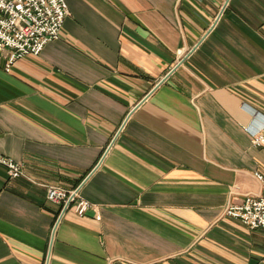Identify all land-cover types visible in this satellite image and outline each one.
Segmentation results:
<instances>
[{"label":"crops","instance_id":"0c3cea01","mask_svg":"<svg viewBox=\"0 0 264 264\" xmlns=\"http://www.w3.org/2000/svg\"><path fill=\"white\" fill-rule=\"evenodd\" d=\"M0 67V264H264V0H65ZM91 203L47 200L48 187ZM99 217V218H97Z\"/></svg>","mask_w":264,"mask_h":264},{"label":"built area","instance_id":"2783aa9c","mask_svg":"<svg viewBox=\"0 0 264 264\" xmlns=\"http://www.w3.org/2000/svg\"><path fill=\"white\" fill-rule=\"evenodd\" d=\"M68 14L65 0H0V67L8 72L17 60L39 55L49 41L59 37ZM251 137L254 146H264V126L253 130ZM0 165L10 178L24 176L19 162L0 155ZM255 175L264 183L261 175ZM46 198L72 204L79 216L91 207L75 190L50 186ZM224 214L251 230L264 228V196L247 195L240 204H229Z\"/></svg>","mask_w":264,"mask_h":264}]
</instances>
